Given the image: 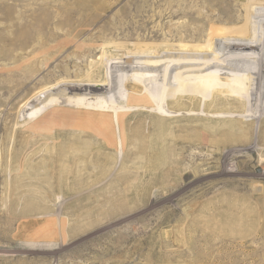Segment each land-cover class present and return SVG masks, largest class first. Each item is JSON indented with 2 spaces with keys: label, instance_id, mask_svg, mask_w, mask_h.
<instances>
[{
  "label": "rangeland",
  "instance_id": "374dc122",
  "mask_svg": "<svg viewBox=\"0 0 264 264\" xmlns=\"http://www.w3.org/2000/svg\"><path fill=\"white\" fill-rule=\"evenodd\" d=\"M69 1L0 0V40H4L0 44L4 60L0 62L5 69L0 80L8 78L13 84L26 80L20 74L10 77L8 71L25 73L33 62L35 82L44 85L58 73L61 75L60 68L66 62L82 59L74 53L100 27L119 28L114 35L102 39L116 44H161L163 37L142 38L146 36L143 30L155 27L167 32L183 22L182 18L170 17L169 11L187 1L194 4V0H102L106 10L103 14L97 10L100 18L92 29H86L91 31L80 34L73 46L63 49L68 42L66 37L76 33L49 23L56 8ZM34 12L46 18L50 25L47 30L31 34L21 28L32 20ZM135 28L141 31L127 41L124 34ZM101 43L92 46L95 58L85 59V65L98 62L102 53L106 52L102 59L105 63L118 54L114 49L103 51L108 45ZM108 74L107 70L102 71L103 76ZM126 97L123 93L118 103L122 111L131 114L136 109L127 107ZM9 108L0 106V111L5 114ZM189 111L184 115L201 113V109ZM172 112L175 113L162 115L181 119L172 120V126L180 127L178 132L166 133L176 139L175 143L151 141L146 144L145 150L150 153L146 157L127 154L131 147L126 142L120 146L117 132L114 173H59L56 169L44 170L40 165L34 175H25L20 168L21 176H1L0 264H264V126L254 125L248 139L242 141L245 129L190 121L180 118L181 113ZM4 114L1 116L0 112V119L6 120L10 129L0 132V137L4 139V155L8 159L14 155L37 159L63 157L91 142L89 138L77 141L73 136L79 134L78 130L69 127L66 114L54 107L32 124L16 125ZM211 114L208 119L225 117L218 112ZM149 119H128L129 132L141 126L140 131L146 134L152 122ZM80 120L82 117L77 119ZM31 126L37 129L36 135L29 130ZM29 140L32 142L28 143ZM169 148L176 151V157L154 160L159 151ZM72 162L68 159L67 164ZM135 164L136 169H130ZM155 165L172 169H149ZM128 168L129 172L123 170Z\"/></svg>",
  "mask_w": 264,
  "mask_h": 264
},
{
  "label": "bare ground",
  "instance_id": "6f19581e",
  "mask_svg": "<svg viewBox=\"0 0 264 264\" xmlns=\"http://www.w3.org/2000/svg\"><path fill=\"white\" fill-rule=\"evenodd\" d=\"M69 2L56 8L57 14L55 12L53 20L48 19L52 20L50 25L66 27L76 33L74 37H66L68 42L63 49L73 46L75 38L80 34L91 31L86 29H92L100 18V15L96 14L97 10L102 14L106 10L102 0H70ZM188 2L186 5L181 4L176 10L169 11L170 17L183 19V22L176 24L174 28H170L167 32L155 27L143 30L146 36L142 38L153 40L163 37L161 44L146 42V44H116L115 41L102 40L107 35H114L115 30H119L117 26L111 25L100 27L95 35L84 40L82 47L74 53L75 57L82 59L78 62L71 60L66 62L60 68L61 75L57 72L58 75L49 78L50 80L44 85H39V81L35 82L33 62L29 67L26 66L25 73L9 70L10 77L20 74L26 80L19 79L15 84L14 81L10 83L8 78L0 80V106L10 107L6 109L5 114L0 111L1 116L4 114L12 121H16V125L18 122L32 124L54 107L66 114L69 127L78 130L79 134L73 136L77 141L81 138H89L91 142L63 157L37 159L14 155L9 156L8 159L4 155V139L0 137V177H11L13 174L21 176L18 175L20 168L26 173L25 175H34L40 165L44 170L56 169L59 173H114L115 168L112 165L117 162L114 152L117 132L119 138L116 139H119L120 146L126 142L131 147L128 148L127 154L136 158L146 157L150 154L145 150L146 144L151 141L153 144L175 143L176 139L173 140L174 137H169L166 133L178 132L177 129L180 127L172 126V123H175L172 120L181 119L177 116L162 115V112L169 111L170 114H174L172 110L181 113L180 118H188L190 121H206L208 124H225L231 129H245V135L241 136L242 141L248 139L249 129H253L254 125L264 126V0H194L192 5ZM169 3L167 4L171 6ZM45 7L50 8L52 5L45 4ZM32 15V20L23 23L21 28L28 29L32 34L43 32L50 27L45 21L46 18L38 17L35 12ZM133 30L123 33L127 41L139 30L141 31L140 28ZM3 41L1 39L0 44ZM99 41L108 45L103 47V51L114 49L120 56L118 54L110 56L111 61L105 63L102 60L105 52L98 62L89 61L85 65V59L95 58V48L92 46ZM17 43L19 41H16V45ZM31 55L33 58L34 54ZM3 60L4 55L0 54V61ZM104 69L108 71V75H102ZM1 70L3 71L0 74L5 75V69ZM59 77L61 80L59 79L58 82ZM8 83L11 87H8ZM7 89L9 94H6ZM120 89H123L125 97L127 96L125 98L127 107L136 109L131 114L121 110L123 107L121 108L118 101L123 93ZM198 109H201L200 114L199 110L197 114L184 115L185 111ZM213 112L221 113L225 117L208 119V115ZM79 117L83 120L78 122ZM141 117L152 119L147 126V133L140 131L141 126L129 132L131 126L128 124V119ZM9 129L8 122L0 119V132L6 133ZM29 130H33L36 135L37 129L34 126ZM127 130L130 134L125 132ZM30 142L32 140L28 141ZM93 144L102 145L92 148ZM176 156V151L169 148L163 152L159 151L154 156L156 157L154 160L160 161L166 157ZM68 159H72L71 165L67 164ZM60 162L65 163L59 166ZM136 166L137 164L130 169H136ZM149 169L163 172L171 170L172 167L161 168L155 165ZM123 170L128 171L129 168Z\"/></svg>",
  "mask_w": 264,
  "mask_h": 264
},
{
  "label": "water",
  "instance_id": "95a60500",
  "mask_svg": "<svg viewBox=\"0 0 264 264\" xmlns=\"http://www.w3.org/2000/svg\"><path fill=\"white\" fill-rule=\"evenodd\" d=\"M258 172V171H257Z\"/></svg>",
  "mask_w": 264,
  "mask_h": 264
}]
</instances>
